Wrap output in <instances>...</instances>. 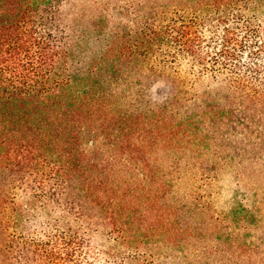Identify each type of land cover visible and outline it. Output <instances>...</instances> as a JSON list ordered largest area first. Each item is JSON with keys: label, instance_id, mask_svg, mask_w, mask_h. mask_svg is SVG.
Returning <instances> with one entry per match:
<instances>
[{"label": "trees", "instance_id": "obj_1", "mask_svg": "<svg viewBox=\"0 0 264 264\" xmlns=\"http://www.w3.org/2000/svg\"><path fill=\"white\" fill-rule=\"evenodd\" d=\"M66 1L0 0V264H122L87 232L142 243L183 235L193 194L170 187L212 183L213 165L232 156L264 199V0H113L136 30L125 25L92 61L76 50ZM205 78L219 102L209 90L198 104L218 105L219 123L242 137L221 139L229 153L213 159L195 155L201 142L189 135L205 116L188 94ZM22 194L76 224L17 220ZM238 241L219 248V264H264V236Z\"/></svg>", "mask_w": 264, "mask_h": 264}, {"label": "rangeland", "instance_id": "obj_2", "mask_svg": "<svg viewBox=\"0 0 264 264\" xmlns=\"http://www.w3.org/2000/svg\"><path fill=\"white\" fill-rule=\"evenodd\" d=\"M95 1L68 0L62 5L64 19L73 27L76 50L86 56L87 61H92L97 53L105 51L106 46L112 43L113 37L118 38L117 32L126 28L136 30L135 15L124 14L119 8L113 7V0H106L101 6ZM260 10L264 14V6H261ZM81 55L80 57H83ZM209 85L211 88L208 87ZM158 90V86L152 87L154 96ZM209 90L212 94L205 99H215L219 102V85L209 78L197 80L192 92L188 94L189 98H194L191 102L193 115L205 116L200 120L199 126H195L199 129L191 127L194 131L189 135L193 134L190 138H198L201 142L194 147V154L213 159L215 156L229 153L223 150L225 142L221 139L242 137L236 132L238 130L236 126L226 127L219 123L220 117L217 115H221L222 112L218 105L214 108L208 106L207 110L200 107L198 101H202ZM213 116H216V120L212 118ZM223 130L230 131V136H226ZM187 152L184 151L185 156ZM236 153L238 152H230V154ZM178 156L182 155L176 152L170 158L177 160ZM232 157L234 160L224 167L219 166V163L213 165V168H217L218 175L212 183L196 186L199 188H188L186 184L172 189L170 187V190H173V193L177 191L178 195L193 194L191 203H195L193 204L195 209L185 216L189 227L184 224L183 235L173 231L161 232L156 237L144 238V243L137 242L133 238L127 240L116 238L102 228L92 229L87 235L108 257L115 258L122 264H219V248L225 246L231 236H235L239 241L247 238L249 245L253 246L259 237L264 236L263 231H256L264 219L257 214L263 199L257 190L261 185L258 182L261 181L252 180L249 183L247 178H241L238 175L241 166L238 162L239 156ZM246 164L249 165L248 162ZM211 167L210 165L209 170ZM15 218L50 220L62 228L76 224L73 217L59 209H54L52 205L45 204L31 194H22L17 198ZM246 224L249 227L243 228ZM235 228L242 229L235 232ZM135 253H138L139 258H130Z\"/></svg>", "mask_w": 264, "mask_h": 264}]
</instances>
